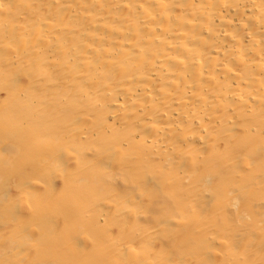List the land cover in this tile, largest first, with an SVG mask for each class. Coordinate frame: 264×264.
I'll return each instance as SVG.
<instances>
[{
  "label": "bare ground",
  "instance_id": "obj_1",
  "mask_svg": "<svg viewBox=\"0 0 264 264\" xmlns=\"http://www.w3.org/2000/svg\"><path fill=\"white\" fill-rule=\"evenodd\" d=\"M0 264H264V0H0Z\"/></svg>",
  "mask_w": 264,
  "mask_h": 264
},
{
  "label": "rangeland",
  "instance_id": "obj_2",
  "mask_svg": "<svg viewBox=\"0 0 264 264\" xmlns=\"http://www.w3.org/2000/svg\"><path fill=\"white\" fill-rule=\"evenodd\" d=\"M242 198V197H241ZM240 198V199H241ZM242 202H244L245 201V199L244 198H242V200H241ZM254 214H256L257 216H253V218H250L249 220H246V221H248V223H249V227H251L250 225L252 224L253 225V228H256V230L259 228V227H262L263 226V223H262V221H260L261 220V218L262 217H259V215L257 214V213H254ZM257 217H258V220H257ZM254 219H255V221H254ZM242 220V221H241ZM243 218L241 217V219L239 220L240 222H239V224H242L241 222H243ZM250 221V222H249ZM255 224V225H254ZM259 225V226H258ZM240 226V225H239ZM241 227V230L243 231V224L240 226Z\"/></svg>",
  "mask_w": 264,
  "mask_h": 264
}]
</instances>
